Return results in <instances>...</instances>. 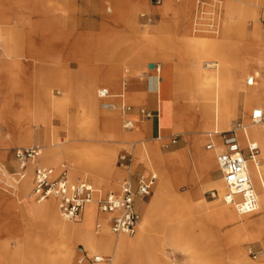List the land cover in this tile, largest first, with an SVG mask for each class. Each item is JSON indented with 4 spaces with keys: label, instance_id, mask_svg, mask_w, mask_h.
Listing matches in <instances>:
<instances>
[{
    "label": "bare ground",
    "instance_id": "bare-ground-1",
    "mask_svg": "<svg viewBox=\"0 0 264 264\" xmlns=\"http://www.w3.org/2000/svg\"><path fill=\"white\" fill-rule=\"evenodd\" d=\"M213 1L211 4L207 0L193 1L194 13L190 19V34L188 39H185V51L189 55L188 74L174 75L175 83L170 86V72L173 66L171 59L160 55L158 59L161 64L151 63L150 69L156 71L149 91L152 97L150 103L155 107L157 114L155 123L158 134L155 138L158 140L166 137L169 130H180L185 133L188 144L183 151L166 155L159 153L154 144L147 146L141 143L136 147L140 152L146 151V162L157 168L160 176L153 187V198L146 206L142 220L137 222L139 229L132 238L126 233L113 234L108 221L112 215L98 212L93 203L86 205L80 218L67 220L61 216L58 206L54 203L55 198L36 200L28 174L18 179L14 176L16 172L8 171L7 165L13 167L17 164L15 160L9 159L4 150L9 148V141L24 147L36 146L39 148L37 163L41 161L51 167L64 158L76 157L85 167L79 171L82 178H88V170L104 175V186L98 187L104 193L119 189L120 180L117 181V173L113 167L121 171L122 169L113 165L111 151L78 144L76 140L81 138L76 136L79 133L88 135L96 125L104 128V133L109 139L145 136L144 122L134 124L132 131L123 134L114 112L118 110L117 106L102 108V100L98 93H95L93 86L95 81L86 82L77 95L79 105L85 110L87 122L81 123L71 118L64 112L67 102L49 96L45 97V106L40 103L39 110H36L34 105H29V98L21 100V108L18 111H11L4 100L0 102V150L3 153L0 155V188L3 191L0 192V207L19 217H26L31 224L39 225V231L24 237L18 242L19 246L15 250L0 242V264L5 258L13 264H70L72 245L78 241L82 242L89 252L94 253V257H100L101 261L96 264H166L170 257L163 255L158 237L153 231L159 230L162 221L169 219L171 212L164 209V202L169 200L177 209L176 214L184 216L182 224L178 222L171 225V231L174 233L172 240L176 245L196 250L198 239L199 264H210L209 254L220 252L221 256L230 260V264H256L246 256L244 245L245 241L256 239H260L264 244V125H260L264 123L251 124L247 113L250 111L251 114L254 108L261 106L262 102L264 104V79H261L259 69L260 64H264V45L260 42L264 34L262 36L257 27L251 33L254 34L253 38L259 39L254 42L258 49L254 66L253 63L250 64L252 60L249 61L248 56H243L244 50L241 49L244 45L240 48L237 44L229 43L227 39L213 38L221 24L212 20L214 17L219 20L223 0ZM160 8L165 13L170 12L173 24L177 27L182 25L186 34L184 0H163ZM199 17L210 21L207 28L204 29L200 25L198 27ZM225 31L230 29L227 27ZM247 32L249 30L242 26L236 31L240 39L248 34ZM251 46H246L247 53H251ZM153 65H158L159 69H154ZM111 73L106 77L110 78ZM9 74L15 80L12 84L14 88L21 86L20 81L15 78L17 73ZM249 78L253 79V87L247 84ZM122 84L125 87V80ZM189 84L194 86V89L190 90L195 94L194 101H181L180 106L176 105L178 101L170 100L175 86L184 87L180 91L183 93L189 92ZM111 95L115 96L112 100L116 104L119 101L118 93ZM126 99L124 94V100L127 102ZM239 106L243 117V126L238 130L240 145L242 148H259L257 155L247 159L250 179L259 202L258 210L249 213H239L231 204L219 199L224 191L222 176L215 178L212 174L213 168L219 170L217 157L221 148L219 137L210 138L209 132L220 133L228 130L238 115ZM46 107L55 112L66 126H72L75 137H60L57 134L52 117L44 112ZM182 112L183 114H179ZM210 141L213 147L207 148L206 144ZM136 144L137 141L132 143V150H135ZM89 162L92 167H87L89 165L86 163ZM30 168L32 170V166L27 167ZM69 178L73 180L71 171ZM178 185L181 193L174 189ZM210 188L218 191V198L214 201L206 200L202 196L203 191ZM144 203L141 200L136 205L142 209ZM157 216L161 218L159 222L155 221L154 217ZM204 218L215 221L229 232L227 231V235H219L210 231L209 224L202 225ZM194 226L199 227L197 234ZM52 241L60 250L47 251L48 242ZM202 246L207 249L201 248ZM76 261L77 264H89L80 258Z\"/></svg>",
    "mask_w": 264,
    "mask_h": 264
},
{
    "label": "rangeland",
    "instance_id": "rangeland-1",
    "mask_svg": "<svg viewBox=\"0 0 264 264\" xmlns=\"http://www.w3.org/2000/svg\"><path fill=\"white\" fill-rule=\"evenodd\" d=\"M40 1L43 2V0ZM193 1L194 0H184L186 22V34H184L182 25L179 26V28L173 24L172 14H170V12L165 13L161 10L160 6L163 0H160L159 4H156L154 0H78L80 66L76 71L70 67H62V63L55 60H53L54 62H50V67L48 68H37L32 70L19 68V66L21 67L22 65L19 63L22 60V56L18 51L22 49V47H19L22 45H19L18 42L22 41L23 35L29 32L32 36L40 33L44 34L46 31H52L55 28L59 29V31L66 29L63 24L67 20L59 19L49 21L46 19L49 14L50 17L52 16L51 14L54 13V10L63 8V5L60 4L58 0H50L49 4H37V0H28L29 4H26V0H24L25 4H21V0H17V3L20 4L9 6H6L5 3H0V42L2 44H10L7 46L8 49L5 50V54L3 53V56L0 55V102L4 100V102L9 105L8 108L11 111H18L21 108V100L24 98L27 100L29 98V105H34V108L39 110V108L41 109L40 103L44 106L46 105V96L53 99H61L67 102L64 112L70 115L74 120L82 123L87 122V120L84 115V108L78 103L79 98L77 95H79L81 88L86 82L95 81L93 85L95 87V93L98 92L99 88L104 87L109 93L116 94L121 89L123 77H133L140 84L141 89L132 91L128 87L127 92H125L127 104L132 106V110L129 114H123L119 109L114 111L118 117L120 131L126 134L134 129L126 131V129L123 128L124 120L133 119L136 125L145 122V119L138 114L140 108L148 109L153 115L151 119L156 121L157 114L155 112V107L150 103L152 97L149 95L154 79L153 76L156 75V71L151 70L149 65L151 63L161 64L158 59L160 55H165L170 58L173 65L171 67L172 71L170 72V86L175 83L174 75L188 74L189 55L185 51L187 48L185 39L187 40L190 34V19L194 13ZM226 1L223 0V4L220 7L221 15L219 20H216L215 17L212 20L215 23L219 21L221 24L219 31L213 38L227 39L229 43L232 45L237 44L240 48L244 45L243 49H241L244 50L243 56L246 58L248 56L250 58L249 61L252 60L250 64L253 63L255 66V57L258 49L257 46L254 45V42L259 39L253 38L254 34L251 33L253 30L255 31L257 27L259 33L262 36L264 34V0ZM207 2L214 3L213 0H207ZM91 5L100 9L101 24L102 22L104 24H102L103 26L101 27V35L98 37L89 32L90 29H92V25L89 24L91 18L88 19L89 15L91 16ZM217 7L218 6H216V9ZM108 8L112 10L107 11ZM209 8H211V5H209ZM39 9L42 10L39 11ZM44 10L47 11L48 15ZM197 21L199 22L198 27L200 25V27L204 29L208 27L207 23L210 22L208 19L206 20L201 17H199ZM240 26L249 30V32H247L248 34L244 35L241 39L238 38L236 33ZM227 27L230 31L226 32L225 30ZM260 42L264 45V38H262ZM250 45H252L251 53H247L246 46L248 47ZM98 46L100 49H96ZM17 53L18 55H16ZM7 61L11 63L10 66L4 65ZM8 67L10 69H4ZM259 69L262 74L261 79H264V64H260ZM9 72L17 73L15 78L20 81L21 86L14 88L12 84L15 80L12 79ZM110 72H112L110 78L106 77ZM243 83L245 85V79H243ZM177 86L174 87L173 96L170 98L172 102L178 101L176 105L179 104L182 106L181 101L191 102V99L192 101L195 100V94L191 92L192 89H194L192 84H189L190 93H181L180 91H182L184 87L179 88V85ZM261 104H263V102ZM44 112L49 117H52L54 128L60 137H67L68 135L75 137L73 135L72 126H66L55 112L49 110V107H46ZM179 114H183V112ZM247 114L249 118L250 111ZM242 118V111H240L239 106L238 115L233 120V123L242 120ZM89 126H91L90 122ZM231 127L232 124L229 125V128ZM93 132L96 134H93ZM104 132V128L96 125L87 133L88 135L79 133L76 137L81 139L76 140V142L86 147H96L97 149L100 148L111 151L113 154V165H116L119 154L122 152H131L133 156L132 170L139 171L143 169L142 166L145 165L147 168H153L157 172L158 177L160 176V171L152 167L150 163H147L145 160L147 156L146 151L140 152L136 150V147L140 146L141 143L147 146L149 144H154L157 150H159V153L166 155L181 152L186 149L188 144L185 139V133L183 134L180 130L174 132L169 130V135L158 140H156V136L153 138H146V136L142 135L129 137V139L114 140L112 138L109 139ZM91 134H93V137ZM172 139H176V142L173 144L170 143ZM134 141H137L135 146L136 151L134 149L132 150V143ZM10 142L11 141L8 143L9 148L4 151L8 153L9 159L15 160L13 153L14 148H21V146L24 145H16ZM166 144L168 145L164 147ZM257 150H259V148ZM1 154L3 153L0 150V155ZM257 154L258 152L256 155ZM40 164L43 163L40 161ZM61 164H65L67 169L71 171L73 180L77 178L82 179L79 171L80 168L84 166L80 164L76 157L64 158L53 167L58 168ZM86 164L89 165L87 167H92V163L89 162ZM86 164L84 165L86 166ZM7 168L10 172H17V165L13 167L7 165ZM113 169H115L117 173V181L121 180L126 175L124 169H122V171L114 167ZM26 171L31 181L33 171L31 168ZM86 174L88 178H84L93 184V186H104L105 181L102 173L98 171L93 173L91 170H88ZM212 174L215 178L222 176L218 168H213ZM14 176L16 177V175ZM179 187L180 185L176 186L174 189L178 193H181V191L178 190ZM0 192H3L1 188ZM153 195L154 190L143 200L145 203L142 209H139L137 206L140 221ZM202 196L206 200L214 201L218 198V191L214 188H210L209 190H204ZM221 197L219 196V199L222 201ZM169 201L164 202L165 211L171 212L168 217L169 219L166 222H160L162 225L160 229L153 231L158 237L163 255H165L166 258L170 257L166 261V264H199L198 239L195 246L196 250H190L181 245H176L172 240L174 233L171 231V225L178 224V222L182 224L184 216L176 214L177 209H175V206ZM54 203L57 205V202L54 201ZM81 215H79L78 218H80ZM154 218L156 222H159L161 219L159 216ZM163 218L165 219V217ZM199 222L197 221V223ZM202 222V225L209 224L210 231L218 233L219 235H227V231L229 232V230H224L225 228L218 225L215 221H208L205 219ZM38 227V224H31L26 217H19L14 213H9L5 208L0 207V242L8 244L11 250L17 249L19 246L18 242L22 241L24 237L31 236L33 233L38 232ZM138 229L139 225L136 231L128 237L132 238L137 233ZM194 229L197 234L199 232V227L194 226ZM53 242L54 241L48 242L47 251L60 250L59 247L56 246V243ZM244 247L246 248V256H248L251 261L256 264H264V244L260 239L245 241ZM201 248L207 249L206 246H202ZM72 251L73 254L70 264H77L76 260L78 258L89 264H94L92 258L95 254L89 252L82 242L78 241L74 243L72 245ZM206 253H208V251ZM213 254L214 255L209 254L211 257H209L210 264H230V260L221 256V252ZM1 264L13 263L5 258L1 260Z\"/></svg>",
    "mask_w": 264,
    "mask_h": 264
},
{
    "label": "built area",
    "instance_id": "built-area-1",
    "mask_svg": "<svg viewBox=\"0 0 264 264\" xmlns=\"http://www.w3.org/2000/svg\"><path fill=\"white\" fill-rule=\"evenodd\" d=\"M154 1L156 4L160 3V0ZM153 67L156 70L159 69L158 65H153ZM247 84L251 86L253 79L249 78ZM121 87L118 92L119 101L116 100V104L112 100L115 96H112L106 88L98 90V96L102 100V108L107 109L111 105H115L123 114L131 112L132 106L124 100L126 85L124 87L122 84ZM111 101L112 104H110ZM138 114L145 120L151 119L153 116L145 108H140ZM249 121L255 125L264 123V104L252 110ZM133 126V119L124 120V129L129 130ZM242 126V120H238L226 131H220V133L209 132V137L218 136L220 139L221 151L218 154L217 162L224 184L221 199L231 204L237 212L249 213L258 210L259 202L250 179L247 159L254 157L258 147H241L238 140V130ZM175 142L176 139H172L170 143ZM206 147L212 148V141L208 142ZM13 153L17 164L16 177L18 179L26 175L28 166H32L31 189L36 200L40 201L49 197L55 198L61 216L67 220H76L82 214L86 205L93 203L98 212L112 215L108 221L110 231L113 234L126 233L132 235L136 231L140 217L136 204L149 196L158 177L153 168H147L145 165L139 171L132 170V153L122 152L117 158L116 165L124 169L126 175L120 180L118 190L103 193L87 179L77 178L71 180L69 170L65 164H61L58 168L38 164L39 148L36 146L14 148ZM92 260L94 264L101 261L98 256L93 257Z\"/></svg>",
    "mask_w": 264,
    "mask_h": 264
},
{
    "label": "crops",
    "instance_id": "crops-1",
    "mask_svg": "<svg viewBox=\"0 0 264 264\" xmlns=\"http://www.w3.org/2000/svg\"><path fill=\"white\" fill-rule=\"evenodd\" d=\"M50 0H37V4H49ZM26 4L28 0H26ZM62 4L63 8L60 10H54L51 17L48 15L47 11V20H59L64 19L66 22L63 24L64 28L62 31L59 29H54L52 31H46L44 34L31 35L30 32L26 35H23L22 41H19L18 44L22 45V49H19L18 53L21 54L22 60L19 62L21 67L24 69H37V68H48L50 67V62H61L62 67H70L73 70H77L80 66V42H79V6L78 0H58ZM0 3H5L6 6L17 5V0H0ZM21 4H25L24 0H21ZM32 4V3H31ZM91 16L89 24L92 25V29L89 32L93 33L96 37L101 35V27L104 25L101 24V14L100 9L96 6L91 5ZM42 9H39L41 11ZM104 34V32H103ZM17 44V45H18ZM98 44V43H97ZM10 44L0 42V55L5 54V50L8 49L7 46ZM100 45V44H98ZM96 49H100L99 46ZM4 53V54H3ZM18 53L16 55H18ZM4 65H11L10 62L4 63ZM4 69H10L4 68ZM126 82V87L124 88L127 92L128 87L132 91L140 90V84L133 77H123ZM129 84V85H128ZM122 88V87H121ZM121 90V89H120ZM119 90V91H120ZM144 132L146 138H153L158 134L156 123L153 119H147L144 122Z\"/></svg>",
    "mask_w": 264,
    "mask_h": 264
},
{
    "label": "water",
    "instance_id": "water-1",
    "mask_svg": "<svg viewBox=\"0 0 264 264\" xmlns=\"http://www.w3.org/2000/svg\"><path fill=\"white\" fill-rule=\"evenodd\" d=\"M149 66L151 67V64Z\"/></svg>",
    "mask_w": 264,
    "mask_h": 264
}]
</instances>
